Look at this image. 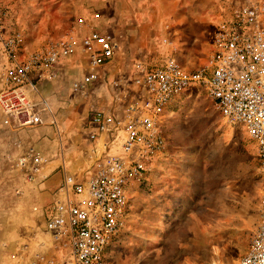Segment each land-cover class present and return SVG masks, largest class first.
I'll return each instance as SVG.
<instances>
[{"label":"rangeland","instance_id":"obj_1","mask_svg":"<svg viewBox=\"0 0 264 264\" xmlns=\"http://www.w3.org/2000/svg\"><path fill=\"white\" fill-rule=\"evenodd\" d=\"M249 1L255 0H0L7 30L22 36L21 56L90 28L109 32L118 43L106 78L89 87L86 98L71 88L84 67L76 54L62 59L56 78L39 90L50 106L45 124L14 129L0 119V264H18L15 256L24 243L30 253L45 249L39 247L46 243L43 209L51 201L49 183L24 182L6 155L53 133L59 146L63 127L64 133H77L72 140L83 151L87 114L115 106L113 96L127 85L133 88L136 60L160 65L173 58L188 70L200 68L210 56L217 24ZM79 18L85 24L78 25ZM4 62L0 50V69ZM163 123L165 147L130 188L128 213L110 246L111 264L234 263L255 234L264 194L255 142L223 119L198 86L171 102Z\"/></svg>","mask_w":264,"mask_h":264},{"label":"built area","instance_id":"obj_2","mask_svg":"<svg viewBox=\"0 0 264 264\" xmlns=\"http://www.w3.org/2000/svg\"><path fill=\"white\" fill-rule=\"evenodd\" d=\"M7 16L0 8L2 125L18 129L45 124L43 113L50 106L39 90L56 78L64 58L83 56L82 76L71 88L85 98L106 78L118 50L109 32L90 28L80 36L69 33L21 56L22 36L7 30ZM77 24H85L84 19ZM131 82L133 88L127 85L113 96L115 106L87 114V163L72 173L64 170L53 200L43 209L46 243L39 247L45 249L30 253L24 243L15 256L18 264H111L110 246L128 213L130 188L165 147L163 122L169 105L192 86L203 90L223 119L245 129L264 175V0L233 7L217 24L205 65L188 70L173 58L160 65L136 60ZM51 123L56 124L54 119ZM6 159L26 183L47 179L49 159L33 145ZM230 264H264V194L250 245Z\"/></svg>","mask_w":264,"mask_h":264},{"label":"crops","instance_id":"obj_3","mask_svg":"<svg viewBox=\"0 0 264 264\" xmlns=\"http://www.w3.org/2000/svg\"><path fill=\"white\" fill-rule=\"evenodd\" d=\"M55 122L57 121L55 120ZM58 125H59L58 128H60V125L62 127L64 126L62 125V123L61 124L58 123ZM66 128L67 127H63V133L61 134L59 132L57 135L59 140V146L56 145L57 142L55 140L54 133H53V138L51 136L46 140L39 139V141L35 145L41 147L43 151L45 149L46 151L44 152L47 153L46 157L51 158V161L47 164V166L44 169V174L47 175V179L44 182H40L45 187L46 184L49 183L48 185L51 188L50 191L51 200H53L54 198V191L62 179L64 170L66 173H72L78 170L81 163L86 164V160L84 157H85V153L87 154L90 148L89 143L85 140L84 137L82 144L85 148L83 151H79L78 147L76 146L75 140L74 141L72 140L73 136H76V138L78 137L77 133H74L73 131H67L64 133Z\"/></svg>","mask_w":264,"mask_h":264}]
</instances>
